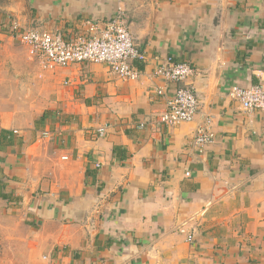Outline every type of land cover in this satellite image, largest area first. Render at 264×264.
<instances>
[{"label": "crops", "instance_id": "1", "mask_svg": "<svg viewBox=\"0 0 264 264\" xmlns=\"http://www.w3.org/2000/svg\"><path fill=\"white\" fill-rule=\"evenodd\" d=\"M112 19L147 55L137 78L45 70L43 128H0L16 138L0 150V264H264V111L230 96L264 82V0H0L11 38L14 20L71 40ZM166 61L196 72L164 80ZM187 87L196 118L160 122ZM205 116L215 140L198 146Z\"/></svg>", "mask_w": 264, "mask_h": 264}, {"label": "built area", "instance_id": "2", "mask_svg": "<svg viewBox=\"0 0 264 264\" xmlns=\"http://www.w3.org/2000/svg\"><path fill=\"white\" fill-rule=\"evenodd\" d=\"M12 30L32 57L48 70L83 62H99L106 63L120 77L137 78L139 71L133 63L147 59L146 53L138 48L131 32L120 19L109 20L104 26L92 23L88 30L71 40L38 26L24 27L18 20L12 22ZM195 72L190 63L166 61L157 67L155 74L168 81H184ZM159 92L162 93V90ZM230 96L237 99L245 110L264 111V82L247 88L234 86ZM199 109L200 102L195 91L188 87L180 88L175 98L169 101L167 109L160 114L159 120L167 125L189 122L196 118ZM97 132L99 136H104L106 127L99 128ZM194 140L198 146L214 142L215 133L209 116H205L196 129ZM182 232L188 233L189 241L194 240V233H189L186 228H182Z\"/></svg>", "mask_w": 264, "mask_h": 264}, {"label": "rangeland", "instance_id": "3", "mask_svg": "<svg viewBox=\"0 0 264 264\" xmlns=\"http://www.w3.org/2000/svg\"><path fill=\"white\" fill-rule=\"evenodd\" d=\"M9 32V28L0 26V128L41 130L43 122L39 118L54 109L50 98L53 93L48 91L43 75L48 69L33 60L24 43L16 36L9 37ZM4 206L0 203V209Z\"/></svg>", "mask_w": 264, "mask_h": 264}, {"label": "trees", "instance_id": "4", "mask_svg": "<svg viewBox=\"0 0 264 264\" xmlns=\"http://www.w3.org/2000/svg\"><path fill=\"white\" fill-rule=\"evenodd\" d=\"M9 29H10V26H9ZM45 117L46 116L44 115L43 118ZM15 139H16L15 133L13 131L2 129L0 132V150L6 146L14 144L16 141ZM5 189H6L5 175L3 174L1 166H0V197L7 200L9 196H8V193L5 192Z\"/></svg>", "mask_w": 264, "mask_h": 264}]
</instances>
